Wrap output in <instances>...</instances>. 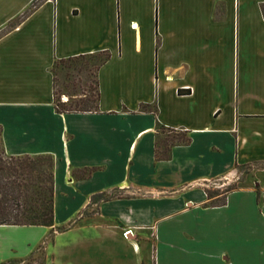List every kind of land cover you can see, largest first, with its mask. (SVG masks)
Returning <instances> with one entry per match:
<instances>
[{"label":"crops","instance_id":"crops-1","mask_svg":"<svg viewBox=\"0 0 264 264\" xmlns=\"http://www.w3.org/2000/svg\"><path fill=\"white\" fill-rule=\"evenodd\" d=\"M106 49L99 110L58 112L55 61ZM160 125L192 140L157 161ZM0 126L55 180L54 225L0 224V264H264V0H0Z\"/></svg>","mask_w":264,"mask_h":264},{"label":"trees","instance_id":"trees-1","mask_svg":"<svg viewBox=\"0 0 264 264\" xmlns=\"http://www.w3.org/2000/svg\"><path fill=\"white\" fill-rule=\"evenodd\" d=\"M159 43V41H158ZM111 57L109 50L80 54L55 61L53 66L55 107L60 113L86 112L99 110V80L98 71ZM82 58L86 63L94 61L96 93L77 98L71 94L67 101L62 100L57 91V78L54 71L58 61L65 59ZM179 93H185L180 89ZM145 108L148 105L144 106ZM191 135L187 130H177L160 125L157 129L155 142L156 160L168 159L171 149L176 144H190ZM209 198H213V192L207 189ZM55 180L54 157L51 154H8L2 139V127L0 126V224L15 225H45L53 226L55 222L54 209ZM112 196L99 194L98 199H109Z\"/></svg>","mask_w":264,"mask_h":264},{"label":"rangeland","instance_id":"rangeland-1","mask_svg":"<svg viewBox=\"0 0 264 264\" xmlns=\"http://www.w3.org/2000/svg\"><path fill=\"white\" fill-rule=\"evenodd\" d=\"M94 63V61L86 63V61L82 58L74 60L65 59L57 62L54 67L57 78L56 85L58 93L63 95V101H67L71 94H75L77 98H80L81 96L85 97V94L92 96L96 93L95 73L93 70ZM236 173L240 175L242 172ZM238 176L234 177V180H237ZM234 180H215L210 183L208 189L213 192L214 196L218 194L221 195L217 200L218 202L223 201L226 191L236 187ZM107 196H111V194ZM54 236L55 235L52 231H47V234L44 235L41 244L37 247V249L41 252L40 254L46 253L47 250L50 254L52 253L51 251L53 249L52 246ZM62 239L67 241L69 239V235L64 234Z\"/></svg>","mask_w":264,"mask_h":264},{"label":"built area","instance_id":"built-area-1","mask_svg":"<svg viewBox=\"0 0 264 264\" xmlns=\"http://www.w3.org/2000/svg\"><path fill=\"white\" fill-rule=\"evenodd\" d=\"M129 231H130V230L126 231V234H128V233H129Z\"/></svg>","mask_w":264,"mask_h":264}]
</instances>
